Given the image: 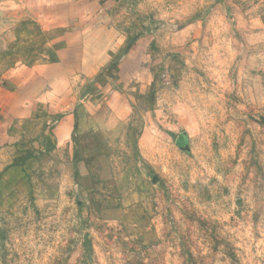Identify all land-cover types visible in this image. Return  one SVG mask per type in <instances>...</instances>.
<instances>
[{
	"label": "rangeland",
	"instance_id": "rangeland-1",
	"mask_svg": "<svg viewBox=\"0 0 264 264\" xmlns=\"http://www.w3.org/2000/svg\"><path fill=\"white\" fill-rule=\"evenodd\" d=\"M64 1L0 0V87L34 101L0 264H264V0H114L61 53Z\"/></svg>",
	"mask_w": 264,
	"mask_h": 264
},
{
	"label": "crops",
	"instance_id": "crops-1",
	"mask_svg": "<svg viewBox=\"0 0 264 264\" xmlns=\"http://www.w3.org/2000/svg\"><path fill=\"white\" fill-rule=\"evenodd\" d=\"M115 3L114 0H67L61 5L51 8V12L42 14V17L47 16L56 22L54 25L58 26L60 36L53 41L65 43L62 49L60 48L62 53L67 50L65 48L67 42H86L91 41L92 38L95 39L97 28L103 23L109 10L116 5ZM92 34L93 37L91 38L90 35L92 36ZM61 53V56L65 55ZM80 56L83 55L80 54ZM65 88L61 87L59 90ZM22 89L23 86L18 83L5 88L0 87V149L7 142V139L12 137L8 133L12 124L26 121L28 117H31L34 101L31 103L30 98L33 96L30 92L24 94Z\"/></svg>",
	"mask_w": 264,
	"mask_h": 264
}]
</instances>
